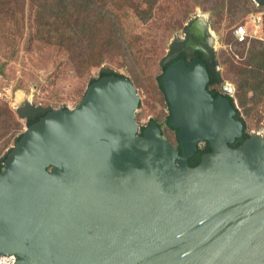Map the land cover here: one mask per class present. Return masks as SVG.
Masks as SVG:
<instances>
[{
  "label": "water",
  "instance_id": "obj_1",
  "mask_svg": "<svg viewBox=\"0 0 264 264\" xmlns=\"http://www.w3.org/2000/svg\"><path fill=\"white\" fill-rule=\"evenodd\" d=\"M162 81L181 150L155 120L139 133L141 97L126 76L101 77L76 106L25 128L0 170V256L264 264V136L230 146L244 124L229 97L207 88L205 59L173 61ZM204 142L211 152L190 166Z\"/></svg>",
  "mask_w": 264,
  "mask_h": 264
},
{
  "label": "trees",
  "instance_id": "obj_2",
  "mask_svg": "<svg viewBox=\"0 0 264 264\" xmlns=\"http://www.w3.org/2000/svg\"><path fill=\"white\" fill-rule=\"evenodd\" d=\"M197 7H202L203 12H209L213 26L226 22L227 27L251 12L264 11V6L255 0H0V13L4 14L0 21H8L12 25L10 32L0 30V34L10 40L25 36L28 46L36 43L56 50L78 76H85L93 68H99L98 75L89 79L88 86L103 76L124 77L112 66V63H119L121 58V64L129 67L132 73V77L128 78L134 85L137 88L148 85L154 89L167 108V114L161 112L152 116L147 124L140 127L139 133L143 134L150 121L155 120L167 137L166 131L174 127L168 122L170 109L162 76L173 61L187 58L186 53L180 48L177 37L174 38L169 44L168 53L158 63L160 72L151 75L150 71L144 69L137 72L136 65L141 57L138 46L142 47L141 42L147 39L156 41L162 37L165 39L167 34L171 35L176 30L184 31L183 20H189ZM136 23L147 24V29L152 33L146 38L140 32H135ZM237 26L225 35L224 43L228 48L214 52L215 63L207 64L210 77L208 89L211 87L219 94L225 80L235 84L234 94L227 96L243 121L244 133L230 144L233 148L242 144L252 133L248 120L254 126L264 120V40L248 39L239 42L234 36ZM147 50L152 51V48ZM173 52L179 54L166 64V59ZM236 55L240 59H236ZM223 64L226 66L225 72L219 68ZM3 69L4 64H0V74ZM139 76L145 77L146 81ZM141 106L142 101L139 108ZM53 109L51 105L30 101L13 108L0 97V170L7 154L23 136L25 128ZM174 136V142L167 138L181 150L177 135ZM11 144L14 146L9 148ZM6 148L9 149L4 152ZM210 150L200 144L197 153L189 159V165L199 164L203 154Z\"/></svg>",
  "mask_w": 264,
  "mask_h": 264
},
{
  "label": "rangeland",
  "instance_id": "obj_3",
  "mask_svg": "<svg viewBox=\"0 0 264 264\" xmlns=\"http://www.w3.org/2000/svg\"><path fill=\"white\" fill-rule=\"evenodd\" d=\"M197 11L203 12L202 7H197L191 16ZM3 16L4 14L0 13V18ZM257 16L262 18L260 23L254 21V18ZM188 21L184 19L182 24L185 25ZM28 24H30V21ZM239 24L244 25L248 29V32L253 35L250 39L264 40V11L251 12L243 18L236 19L235 23L229 27H227L226 22L213 26L218 35L219 46L216 50L217 52L228 48L224 43L225 35ZM11 28L12 25L8 21H0V30H3V32L4 30L10 32ZM134 30L137 33L140 32L146 38L152 33L147 29V24L136 23ZM182 32L183 29H179L171 35L167 34L165 39L162 37L156 41L147 39V41L141 42L143 46H138L141 50V57L139 58V63L136 65L137 72L144 69L150 71L151 75L158 74L160 72L158 65L160 59L168 53V47L172 40L178 34H182ZM2 36L0 34V64H4V69L3 73L0 74V97L6 100L13 108H16L25 101L51 105L53 108L66 104L69 108H73L78 104L83 92L88 88L89 79L96 77L99 73V68H93L89 74L78 76L71 69L67 60L58 54L56 50L36 43L28 46L25 36H19L15 40ZM149 47L152 48V51L147 50ZM235 57L236 59H240L239 55ZM119 60H121L119 63H112L113 68L126 77H132L129 67L121 64V58ZM219 68L223 72L226 71L224 64ZM139 78L146 81L143 76H139ZM224 85L232 86L235 91V84L233 82L225 80ZM137 89L141 97L140 102L142 101V106L137 110L138 118L136 117L140 127L147 124L152 116L161 112L167 114V108L164 106L162 99L157 97L154 89L148 85H141ZM248 121L250 122V132L252 133L264 128V120L258 126H254L252 121ZM167 135L172 142L175 141L173 133L169 132ZM12 146L14 145L11 144L9 148ZM9 148H6L4 152H7Z\"/></svg>",
  "mask_w": 264,
  "mask_h": 264
},
{
  "label": "flooded vegetation",
  "instance_id": "obj_4",
  "mask_svg": "<svg viewBox=\"0 0 264 264\" xmlns=\"http://www.w3.org/2000/svg\"><path fill=\"white\" fill-rule=\"evenodd\" d=\"M255 1H257L259 5L264 6V0H255ZM191 30H194L195 36L190 34ZM177 39L180 42L179 43L181 45L180 48L182 49V51L186 53L187 58L185 59L187 60V62H190L194 59L203 58L205 59L206 64L212 65L215 63L214 52H217L216 50L218 49L219 43H218V35L216 31L213 29V24L210 20L209 13L197 11L193 16H191L189 21L185 24V29L182 32V34L177 35ZM203 49L205 50V52H203ZM178 54L179 52H173L172 54H170L166 59L165 63L167 64L171 62L174 59V57H176ZM210 88L211 87H209V90L211 91L212 96L215 99L219 95L227 96L230 94L229 92L224 90V88L219 94L218 92H214ZM178 131H179L178 129L174 128L173 130H167L166 132L167 133L171 132L177 135ZM202 144L205 147H209L211 149L210 145L207 142H204ZM209 152H211V150L206 151L204 154Z\"/></svg>",
  "mask_w": 264,
  "mask_h": 264
},
{
  "label": "built area",
  "instance_id": "obj_5",
  "mask_svg": "<svg viewBox=\"0 0 264 264\" xmlns=\"http://www.w3.org/2000/svg\"><path fill=\"white\" fill-rule=\"evenodd\" d=\"M261 19H262L261 17L257 16L254 18V21L260 23ZM234 36L238 39L239 42L246 41L253 37V35H251L248 32V29L244 25H238L234 29ZM254 132L259 133L264 136V128L258 131H254ZM16 258L17 256L15 253L12 256L10 255L8 257L0 256V264H13Z\"/></svg>",
  "mask_w": 264,
  "mask_h": 264
}]
</instances>
